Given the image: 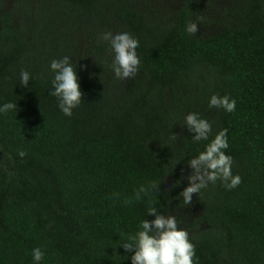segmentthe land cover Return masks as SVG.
I'll use <instances>...</instances> for the list:
<instances>
[{
  "label": "trees",
  "instance_id": "16d2710c",
  "mask_svg": "<svg viewBox=\"0 0 264 264\" xmlns=\"http://www.w3.org/2000/svg\"><path fill=\"white\" fill-rule=\"evenodd\" d=\"M152 2L0 0V106L17 105L0 112V264H37L35 248L39 264H132L135 250L121 244L155 219L150 207L189 206L180 196L188 162L224 129L242 183L193 194L192 225L178 226L196 246L194 264H264V0H236L215 22L197 19L205 0H182L164 17ZM193 22L213 32L189 34ZM105 32L139 41L135 79L115 77ZM65 56L84 93L71 117L50 95V64ZM213 95L236 110L209 108ZM189 113L212 125L209 140L192 138Z\"/></svg>",
  "mask_w": 264,
  "mask_h": 264
},
{
  "label": "clouds",
  "instance_id": "9594fccd",
  "mask_svg": "<svg viewBox=\"0 0 264 264\" xmlns=\"http://www.w3.org/2000/svg\"><path fill=\"white\" fill-rule=\"evenodd\" d=\"M186 31L191 35L197 34L199 31L197 23H190ZM101 39L109 43L114 52L111 68L115 77L120 80L135 79L140 69V59L137 54L139 41L127 32L117 34L105 32ZM50 68L55 73L52 81L54 90L50 92V95L58 98L61 111L71 117L73 110L80 106L84 96L77 71L67 56L60 60H53ZM20 75L21 86L27 87L30 80L29 73L22 71ZM208 107L222 108L232 113L236 110V101L230 100L228 96L213 95ZM16 109L17 105L14 103H5L0 106V112ZM184 125L190 133H195L192 138L197 142L209 140L212 134V125L196 113L187 114ZM174 138L177 136L174 135ZM228 147L227 129H224L215 135L204 151L188 162L193 173L187 177L189 186L180 193L185 205L192 203L193 194H199L202 189L209 184H215L218 180L229 190L242 183L241 177L232 173L233 159L225 153ZM18 155L23 158L26 152L20 151ZM149 189L157 190L158 185L153 182L149 188L141 186L136 191L134 199L141 200L143 198L141 194L147 195ZM130 202L131 200L125 201V203ZM148 214L154 215L155 219L151 221L145 219L141 225L142 230L128 237V242L121 244L126 252L135 250L134 255L131 256L132 264H194L196 246L190 241L188 231L178 226L176 216L162 215L156 207H150ZM32 256L39 264L44 257V252L40 248H35Z\"/></svg>",
  "mask_w": 264,
  "mask_h": 264
},
{
  "label": "rangeland",
  "instance_id": "374dc122",
  "mask_svg": "<svg viewBox=\"0 0 264 264\" xmlns=\"http://www.w3.org/2000/svg\"><path fill=\"white\" fill-rule=\"evenodd\" d=\"M236 0H205L204 3L200 5V14L198 15L197 19L200 20L201 18H205L208 21L215 22L216 20H223L224 15L228 10H230L235 3ZM182 0H153L150 4L152 7V13L157 15V17L167 16V13L170 11H175L179 6H181ZM8 6V5H7ZM204 25H201L202 28ZM207 27V29L199 30L200 33L203 32H213V29ZM209 29V30H208ZM208 32V33H209ZM193 173V170H188V176ZM189 185V181H188ZM194 197V195H193ZM192 197V203L185 209H180L178 212L171 213L170 215H176L177 220H183V217L187 220H184L189 227L192 225L190 223L193 218L195 217V204L194 198ZM167 216V215H165ZM193 227V226H192Z\"/></svg>",
  "mask_w": 264,
  "mask_h": 264
}]
</instances>
